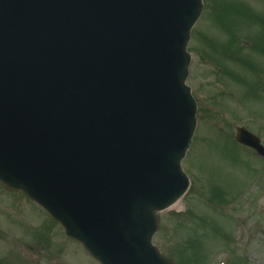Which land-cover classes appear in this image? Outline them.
Returning a JSON list of instances; mask_svg holds the SVG:
<instances>
[{"label":"water","instance_id":"obj_1","mask_svg":"<svg viewBox=\"0 0 264 264\" xmlns=\"http://www.w3.org/2000/svg\"><path fill=\"white\" fill-rule=\"evenodd\" d=\"M201 9V0H0V181L101 264H171L150 240L156 213L188 185L185 48ZM239 141L262 151L242 130Z\"/></svg>","mask_w":264,"mask_h":264},{"label":"rangeland","instance_id":"obj_2","mask_svg":"<svg viewBox=\"0 0 264 264\" xmlns=\"http://www.w3.org/2000/svg\"><path fill=\"white\" fill-rule=\"evenodd\" d=\"M203 4L201 18L192 30L189 44L193 60L187 82L198 102L197 131L191 150L182 162L190 188L177 208L159 214V229L153 242L175 264L192 263L190 254L182 251L187 243L193 245L190 246L191 256L200 252L202 264H216L224 254L229 259L226 253L232 251L237 257L234 261L243 258L248 264H264V214L259 212L264 205V161L255 158L249 150L230 145L235 128L239 126L255 134L258 132L264 145V91L262 104L255 96L264 87V50L258 51L264 45V0H203ZM218 21L221 24L217 25ZM224 30L230 39L225 38ZM226 48L234 54L233 59L229 58L232 61L221 56ZM241 55L254 67L237 64V57ZM221 63L227 67L225 74L211 76L210 72L217 70L219 73L223 67ZM221 91H231L233 96L237 95L236 100L221 104L217 98ZM213 101L218 107H213ZM223 145L230 147L228 158ZM212 187L216 188V194ZM242 189L243 193L234 202V192ZM0 196L3 195L0 193ZM218 197L226 202L222 204L224 207H219ZM240 197L254 202L244 203ZM34 217L42 219L33 210L26 211L21 221L0 218V234L20 240H25L23 234H36L43 240L41 244L49 245L44 236L45 227L32 229ZM206 219L208 223L215 222L219 233L208 231L211 228L203 221ZM238 229L244 231V237H237ZM225 241H228L227 246ZM61 244L64 246V238ZM66 245L78 249L74 243ZM71 258L73 262H88L81 252ZM0 259L10 260L12 264H27L21 253L12 252L3 243H0Z\"/></svg>","mask_w":264,"mask_h":264},{"label":"bare ground","instance_id":"obj_3","mask_svg":"<svg viewBox=\"0 0 264 264\" xmlns=\"http://www.w3.org/2000/svg\"><path fill=\"white\" fill-rule=\"evenodd\" d=\"M178 206H179L178 204H175L172 208L175 209V208H177Z\"/></svg>","mask_w":264,"mask_h":264},{"label":"flooded vegetation","instance_id":"obj_4","mask_svg":"<svg viewBox=\"0 0 264 264\" xmlns=\"http://www.w3.org/2000/svg\"><path fill=\"white\" fill-rule=\"evenodd\" d=\"M39 247H35V249H38Z\"/></svg>","mask_w":264,"mask_h":264}]
</instances>
